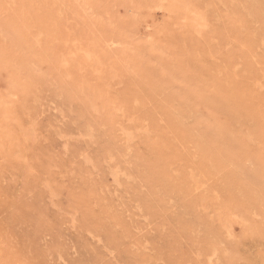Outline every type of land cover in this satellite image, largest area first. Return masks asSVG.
I'll use <instances>...</instances> for the list:
<instances>
[{
	"label": "rangeland",
	"instance_id": "rangeland-1",
	"mask_svg": "<svg viewBox=\"0 0 264 264\" xmlns=\"http://www.w3.org/2000/svg\"><path fill=\"white\" fill-rule=\"evenodd\" d=\"M0 264H264V0H0Z\"/></svg>",
	"mask_w": 264,
	"mask_h": 264
},
{
	"label": "bare ground",
	"instance_id": "bare-ground-1",
	"mask_svg": "<svg viewBox=\"0 0 264 264\" xmlns=\"http://www.w3.org/2000/svg\"><path fill=\"white\" fill-rule=\"evenodd\" d=\"M33 126V125H32ZM4 251V250H3ZM1 254H2V252H1Z\"/></svg>",
	"mask_w": 264,
	"mask_h": 264
}]
</instances>
